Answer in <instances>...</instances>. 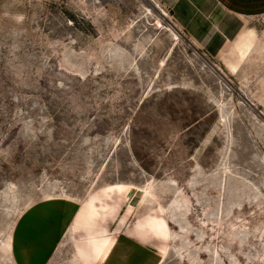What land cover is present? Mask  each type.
<instances>
[{
	"label": "rangeland",
	"instance_id": "obj_1",
	"mask_svg": "<svg viewBox=\"0 0 264 264\" xmlns=\"http://www.w3.org/2000/svg\"><path fill=\"white\" fill-rule=\"evenodd\" d=\"M173 4L0 0V264H264V15Z\"/></svg>",
	"mask_w": 264,
	"mask_h": 264
},
{
	"label": "crops",
	"instance_id": "obj_2",
	"mask_svg": "<svg viewBox=\"0 0 264 264\" xmlns=\"http://www.w3.org/2000/svg\"><path fill=\"white\" fill-rule=\"evenodd\" d=\"M182 1H186V2L180 3ZM190 1L192 0H174V4H173L174 11L176 10V8L179 9L180 7L183 8L182 10L183 13L181 18L183 22L182 24L184 25L188 22L191 24L193 22L192 20L193 15L189 19L187 18V14H186L189 12V10L186 9V5ZM196 1L199 2L200 0H196ZM201 1H205V0H201ZM208 1H211L214 4V7L217 8L218 10L224 12L225 14L229 13L231 16H234L238 19L264 15V0H208ZM201 9L203 10V7ZM217 12L219 13V11ZM176 14L177 11H175V15Z\"/></svg>",
	"mask_w": 264,
	"mask_h": 264
},
{
	"label": "bare ground",
	"instance_id": "obj_3",
	"mask_svg": "<svg viewBox=\"0 0 264 264\" xmlns=\"http://www.w3.org/2000/svg\"><path fill=\"white\" fill-rule=\"evenodd\" d=\"M155 7V6H154ZM159 20V19H158ZM161 24L160 22H158V25Z\"/></svg>",
	"mask_w": 264,
	"mask_h": 264
},
{
	"label": "water",
	"instance_id": "obj_4",
	"mask_svg": "<svg viewBox=\"0 0 264 264\" xmlns=\"http://www.w3.org/2000/svg\"><path fill=\"white\" fill-rule=\"evenodd\" d=\"M176 26V25H175Z\"/></svg>",
	"mask_w": 264,
	"mask_h": 264
}]
</instances>
